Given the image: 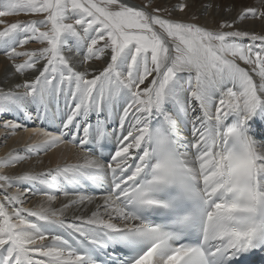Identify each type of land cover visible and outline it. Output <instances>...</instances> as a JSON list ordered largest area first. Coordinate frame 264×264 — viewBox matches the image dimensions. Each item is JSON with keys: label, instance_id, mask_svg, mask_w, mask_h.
<instances>
[{"label": "snow or ice", "instance_id": "1", "mask_svg": "<svg viewBox=\"0 0 264 264\" xmlns=\"http://www.w3.org/2000/svg\"><path fill=\"white\" fill-rule=\"evenodd\" d=\"M155 3L0 0V127L37 138L0 158V264L264 254V0Z\"/></svg>", "mask_w": 264, "mask_h": 264}, {"label": "bare ground", "instance_id": "2", "mask_svg": "<svg viewBox=\"0 0 264 264\" xmlns=\"http://www.w3.org/2000/svg\"><path fill=\"white\" fill-rule=\"evenodd\" d=\"M157 1L159 2V4H161V6H167V7H170L173 4L181 2V0H157ZM184 2H188L190 4V11L186 10L187 15L183 16L184 19H187L188 16L191 15L192 12L200 14L203 11V9L201 8V5L207 2V0H184ZM213 2H215V0H213ZM247 2L250 3L251 0H247ZM129 3L141 5V4L136 3L134 0H129ZM173 15L177 16L179 14L174 13ZM211 15L212 14H209V18H211ZM199 22L204 23L203 16H201V19ZM242 26L248 29L255 30V31L260 30L258 23L252 22V21H249ZM5 65H6V62L3 56L0 55V74L3 73ZM6 118L7 116H0V121ZM31 125L38 126L33 123H31ZM7 131L8 130L4 129L3 127H0V158L6 157L9 154V152L13 151V149H15L20 154H25V155L29 154L25 150V145L28 143L34 142V140L37 138L32 137L30 132H24L22 130H18L15 135H6ZM38 160L42 161V163H37ZM64 162H67V163L77 162V157L75 155L74 150L70 148H63V147L53 149L46 155L43 153H41L39 156L34 155L30 161L25 162L23 165H18L17 168L23 167L25 169H33L36 171H41L47 168L55 167L58 163L63 164ZM7 171H12V170L9 169ZM37 200L38 198L34 197L32 200V203L26 206L28 207L33 206L37 202Z\"/></svg>", "mask_w": 264, "mask_h": 264}, {"label": "rangeland", "instance_id": "3", "mask_svg": "<svg viewBox=\"0 0 264 264\" xmlns=\"http://www.w3.org/2000/svg\"><path fill=\"white\" fill-rule=\"evenodd\" d=\"M136 3L138 4H143L146 2V0H134ZM161 6V4H159V2L156 0V3L154 6ZM37 17H33V16H28V15H25V14H21L20 16H12V17H9L7 20L9 22H13V21H23V20H29V19H35Z\"/></svg>", "mask_w": 264, "mask_h": 264}]
</instances>
